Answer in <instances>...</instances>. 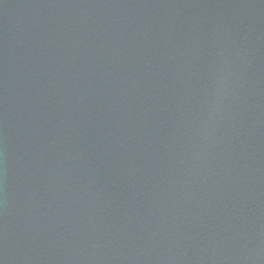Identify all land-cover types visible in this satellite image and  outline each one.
Segmentation results:
<instances>
[{
	"label": "water",
	"instance_id": "obj_1",
	"mask_svg": "<svg viewBox=\"0 0 264 264\" xmlns=\"http://www.w3.org/2000/svg\"><path fill=\"white\" fill-rule=\"evenodd\" d=\"M0 264H264V0H0Z\"/></svg>",
	"mask_w": 264,
	"mask_h": 264
}]
</instances>
